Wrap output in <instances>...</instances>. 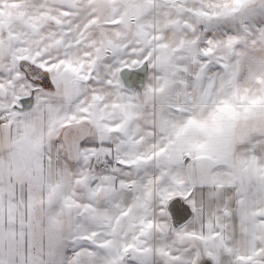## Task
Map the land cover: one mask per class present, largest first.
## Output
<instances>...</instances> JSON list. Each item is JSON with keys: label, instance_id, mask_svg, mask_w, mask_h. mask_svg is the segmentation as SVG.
Segmentation results:
<instances>
[{"label": "snow or ice", "instance_id": "6c2138e0", "mask_svg": "<svg viewBox=\"0 0 264 264\" xmlns=\"http://www.w3.org/2000/svg\"><path fill=\"white\" fill-rule=\"evenodd\" d=\"M0 264H264V0H0Z\"/></svg>", "mask_w": 264, "mask_h": 264}]
</instances>
